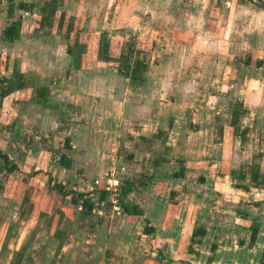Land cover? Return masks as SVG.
Segmentation results:
<instances>
[{"label": "crops", "instance_id": "1", "mask_svg": "<svg viewBox=\"0 0 264 264\" xmlns=\"http://www.w3.org/2000/svg\"><path fill=\"white\" fill-rule=\"evenodd\" d=\"M217 2L218 0H214V4ZM263 3L264 0H225L223 5L229 10L222 25L219 15L217 16L219 14L216 11L217 6L213 7V2L201 0L200 5L192 9L195 15L201 8L205 11L208 8L215 9L207 17L213 23L215 30L219 25L225 28V33L221 34L225 40L222 38V41L228 44L229 33L233 32L229 27L235 16L234 9L239 7L241 11H238L239 14L249 11L247 15L245 14L249 16L243 34L245 45L241 49L236 46L230 50L228 48L223 50V47L216 49L213 53V71L207 83H197L196 88L200 92L196 91L193 97L181 106L173 119L168 117L166 126L158 125L147 134L139 131V128H120L123 123L122 114L130 111L131 104H128V100L123 96V89L115 94V106L111 105L112 95H106L107 101L110 102L108 117L116 114L117 116H114L116 120L112 121L115 125L118 122L119 128H107L105 143L109 145L108 138L112 133H115L114 138L121 137L120 140H116L118 144L124 143L121 134L132 135L128 142L130 146L127 147L128 157L126 156L121 162V165L125 166L124 169L126 165L133 166L128 173L129 178L124 180L130 181V184H127L130 187L126 185L130 191L126 189L127 192L124 193L116 192V199L119 196L120 202L138 205L143 214L155 209L157 211L153 206L160 203L163 208L159 209L162 220L157 225L148 223L154 229L156 226L175 228L179 223L177 219H180V227L184 228L186 215L192 209L195 217L198 214L209 216L210 226L222 227V223L218 224L217 220L219 216L224 215L223 219L230 221L233 227L246 231L249 241L251 228H256L253 243L258 242V237L261 236L264 240ZM138 4L139 0H0V106H2L0 118L2 110L8 115V120L0 119V150L7 154L10 164H15L11 171L0 167V189L3 190L7 174L20 170L21 165L27 163L33 165L30 166L33 169L31 173L41 174L46 171L47 175L46 188L43 189L42 185L38 186L39 193L36 198H31L33 195L25 192L19 204L16 199L11 198L13 203L10 205L12 206L10 210L13 214L20 213L21 216H25L26 227L27 224L35 221L40 213H52L54 207L52 194L60 196L63 202L56 210L57 219H65L71 223L74 215L83 213L84 207L86 214L94 213L91 210L94 208L95 200L100 199L104 192L103 188L100 190L97 186L100 176H97L95 169L102 168L105 161L102 162V158H97L90 167L86 165V158L76 163L75 155L77 157L83 151L84 156H87L90 153L91 143L86 141V131L83 128H69V122H64L62 127L60 121L63 117L59 115V109L63 101L55 98V92L51 90L55 82L60 80L54 72L61 67L62 73L67 70L68 77L75 75L74 84L76 83L78 87L76 89L80 92L79 97L84 99L86 91H80V87L82 85L95 87L91 84L93 72L90 69H102L99 71L106 74L107 69L110 68L109 71L114 78L118 77L116 71L120 70L119 65L123 62L128 63L127 65L135 62L136 65L146 69L143 48L141 49V46L135 42L136 28L131 24V21L139 16ZM239 14L235 19L240 17ZM181 24H174L173 36L180 38L187 33L191 38L189 28ZM23 35L38 38L39 48L36 56H40L39 60L31 63L24 51L14 53L15 45ZM59 39L63 43H60ZM123 40L129 41L128 46L133 53V61L126 60L123 56L122 47L126 44ZM60 53L62 65L59 59ZM48 72L50 77L44 82L42 75ZM105 78L107 80L109 77ZM244 85L246 87L242 92ZM93 95L99 97L98 94ZM30 108L41 117L33 118L35 122L39 120L40 127L49 123L45 128H28V125L21 128L22 125L14 124L18 122L16 118L18 114L22 112L23 116H27ZM232 118L234 124L231 123ZM9 119L10 122L3 125ZM49 121L53 124L50 125ZM102 130L101 125L92 132L100 133L102 137ZM67 136L70 142L68 147H65L63 139ZM22 137L26 140L24 141ZM20 140L25 142L26 148L24 144L19 143ZM159 143H162V149L167 151H156ZM139 150H141L140 156L137 155ZM32 152L36 153L35 164L28 158L29 153ZM62 153L65 154V158L60 162ZM14 158L18 160L22 158L21 163ZM155 159L157 163L154 162ZM74 163L80 165V168H72ZM254 164L257 165V173L256 178L252 180L251 170ZM57 171L61 176L56 180ZM43 177H40L41 181H44ZM96 177L99 179L94 180ZM85 181L90 184L87 185ZM144 182L146 185L143 184ZM27 183L28 186L30 182ZM120 183H123L122 180ZM194 185L197 188L192 191ZM143 188H146L148 197L146 206L142 207L132 198ZM92 189L96 190L92 191ZM128 195L131 196H129L130 200L127 198ZM172 196L179 199L176 204L174 199H171ZM192 198L195 200L193 201ZM108 199L107 203H109ZM99 201L102 202V199ZM115 201L113 207L118 206L117 200ZM6 209L0 210V217L4 219L3 236L6 235V223L9 222L7 216L1 215L6 213L4 212ZM94 214L98 215L96 212ZM131 215L136 214L128 216ZM18 225L20 227L22 224ZM51 225L50 236L55 238L56 229H60L61 226L58 220ZM210 226L202 227L206 230ZM110 237L108 235L104 239L106 244L110 241ZM182 237L180 232L178 245H181L179 243ZM14 238L12 236L10 240L14 242ZM46 240L47 238L42 237L36 245L29 243V246L14 242L16 259L22 264H46L44 262L46 259L43 258L48 250L44 249ZM1 243L2 240L0 245ZM63 248L64 246L61 245L60 253L55 255L60 256ZM107 249L108 252L114 253L113 247ZM52 257L54 260L52 255L49 262ZM106 259V252H103L102 264H105Z\"/></svg>", "mask_w": 264, "mask_h": 264}, {"label": "rangeland", "instance_id": "2", "mask_svg": "<svg viewBox=\"0 0 264 264\" xmlns=\"http://www.w3.org/2000/svg\"><path fill=\"white\" fill-rule=\"evenodd\" d=\"M200 2L201 0H139L137 9L139 16H137V19H133L131 24L136 28L137 38L135 42L141 46V49L143 48L146 69L136 65L135 62L131 65L123 62L119 65L120 70L116 71V73L118 72L117 78H114L111 74L110 68L107 69L108 71L106 70V74L99 71L102 69H90L93 72L91 84L95 87L89 88L87 85L80 87V91H86L84 99L79 97L80 92L76 89V83L74 84L75 75L72 74L71 77H68L67 70L62 73L61 67H56V71H53L54 75L57 74L60 78L51 90L55 92V98L63 101L59 109V115L63 117L60 121L62 127L64 122H69V128H83L86 131V141L91 143L90 153L87 156H84L83 151L79 156L76 157L75 155L76 163L78 164L86 158V165L90 167L97 158H102V162L105 161L102 168L95 169L97 176H100V180L96 184L100 190L103 188L104 192H102L100 199L95 200L96 203H94V208L91 210L98 213V215L94 213L86 214V207H84L83 213L74 215L71 223L65 219H57L58 211L56 212V210L63 202L60 196L52 194V199H54L52 213H40L36 219L37 221L30 222L29 225L33 224V226L27 224L28 227H26L25 216H21L20 213L13 214L10 210V207H12L10 205L13 203L11 198L16 199L18 204L23 197V192L33 195L31 198H36L35 196L39 193L37 187L42 185L44 186L43 189L46 188V171L41 172V174L31 173L33 169L30 166L33 165L27 163L21 165L20 170L6 175V183L3 185V190L0 189V210L7 208L4 211L6 213L1 215L9 218V222L6 223V231L11 237H15L14 242L25 244V246H29V243L36 245L42 237L47 238L44 249L47 248L48 250L46 253L44 251L43 257L46 259L44 261L46 264H102L103 252H106L107 256L105 264H258L264 251L263 236L258 237L261 242H250L247 239L246 231L236 226L233 227L230 221L223 219L225 218L224 215L219 216V220H217L218 224L222 223V227L217 225V228H215L214 225L210 226L209 216L198 214L195 217L194 211L191 209L193 212L187 213L186 223L183 224L184 228L180 227V219H177L180 224L178 223L175 228L156 226L154 231L145 234L143 229L148 223L157 225L162 220V214L159 212V209L162 208L161 204L158 203L153 206L157 208V211L155 209V211L151 210L146 214L128 216L129 214L121 210L119 198L116 199V192H127L126 189L130 187L127 185L130 184V181L125 182L124 180L129 178L128 173L133 169V166L126 165L124 169L125 166L121 165V162L125 160L126 156L128 157L127 149L130 146L128 142H130L132 135L130 133L121 134L124 143L118 144L116 140L119 138L117 136L114 138L115 133H112L110 139L108 138L109 145L105 143L106 139L104 138L106 137L107 128H119V123L117 122V125H115L112 121L116 120L114 116L117 115L114 114L113 116L111 114V117H108V114L110 115L108 111L110 102L107 101L106 95H112L113 102L111 105L115 106V94L123 89V96L128 100V104H131V109L129 112L122 114L123 123L120 128H139V131L147 134L150 132L149 130L158 125L166 126L168 117L173 119L176 116L181 106L196 93L198 82L207 83L213 71V53L216 52L217 48L223 47V50H226V48L230 50L233 46H236L241 49L245 45L243 34L248 25L249 16L246 15L249 11H243L239 14L240 8L236 7L234 9L235 16L229 27L233 32L229 33L228 44L226 41H222V38L224 40L225 38L221 35L225 33V28L221 25L228 16L229 10L228 7L223 5L225 0H218L216 4H214V0H209V2H213V7L217 6L216 11L219 12L217 16L219 15L221 25L218 26L217 30L213 28V23L207 17L215 9L209 10L208 8L205 11L201 8L198 14L193 13L192 9L200 5ZM238 14L240 17L235 19ZM207 20H209L208 23ZM179 22L182 23L181 26L189 28L191 38L187 33L181 35L180 38L173 36L174 24L180 25ZM59 40L60 43H63L61 39ZM123 42L126 43L122 47L123 56L126 57V60L133 61V53L130 46H128L129 41L123 40ZM132 42H134V39H132ZM15 46L14 53L24 51L31 63L40 59V56H36L39 48L38 38L23 35ZM59 59H61L60 64L62 65L61 53ZM33 71L35 72V69ZM112 73L115 72L112 71ZM42 76L44 82H46L50 77V72L44 73ZM106 76L109 77L107 80ZM110 78L112 80L109 81ZM245 87V85L242 86V92ZM93 94H98L99 97H95ZM35 116L36 119L41 118L30 108L27 116H23V113L20 112L16 117L18 122H14V124L22 125L21 128L24 125H28V128H45L49 124L45 123L40 127L38 125L40 124L39 120L33 121ZM55 116H52V118ZM0 119L1 121L8 120V115L4 110L1 111ZM8 122H10V119L3 125ZM49 122L50 125L53 124L52 121ZM101 125L103 128L102 137L100 133L95 134L92 132L100 128ZM22 138L24 141L26 140V138ZM24 141L20 140L19 143L24 144L26 148ZM155 150L158 152L167 151L164 148L162 149V143H159ZM140 154L141 150L137 155L140 156ZM15 155H17V152ZM35 157V152L28 155L30 162L34 164ZM14 159L18 160L17 158ZM18 161L21 163L22 158ZM76 163L72 168H80V165ZM71 170L73 171V169ZM41 176H44V181L40 180ZM55 176L57 180L61 175L59 176L57 171ZM96 179H99V177L94 178V180ZM56 180L54 181L55 184L57 183ZM121 180L123 183H120ZM28 181L30 183L27 186ZM85 183L90 184L88 181H85ZM143 184L146 185L145 182ZM66 187L65 185V190ZM196 188L197 186L194 185L192 191ZM96 189H92V191ZM138 191L132 199L138 201L137 204L142 207L143 205L146 206L145 202L148 197L146 188ZM130 195L127 196L128 199ZM106 198H109V203H107ZM175 198L171 197L176 204L179 199ZM101 199L102 202L99 201ZM115 200L118 203L117 207H113V204H116ZM17 203L15 202V205ZM3 220V217H0V242L5 239V236H3ZM57 220L61 228L56 230L57 233L62 235L52 238L50 236L51 224L57 222ZM217 221L215 222L217 223ZM20 223L22 225L19 227L18 224ZM202 226L210 227L204 229L203 234L192 235L194 230ZM180 232L183 239L179 243L181 245H178L177 240L180 239ZM108 235L111 236V239L106 244L104 239ZM14 242L9 241V253L5 256L2 254L0 264H22L19 259H16L17 251H15ZM61 245L64 248L61 250L60 256H56L55 254L60 251ZM107 247H113L114 253L108 252ZM52 255H54V260L52 257L51 262H49ZM111 257L114 259H111Z\"/></svg>", "mask_w": 264, "mask_h": 264}, {"label": "trees", "instance_id": "3", "mask_svg": "<svg viewBox=\"0 0 264 264\" xmlns=\"http://www.w3.org/2000/svg\"><path fill=\"white\" fill-rule=\"evenodd\" d=\"M262 6L264 7V3ZM43 92H44V90L42 91V95H43ZM231 123L232 124L235 123V121H233V118L231 120ZM63 141H64V146L68 147L69 142H70V138L67 136L63 139ZM64 158H65V154L62 153L60 155V162H63ZM0 161H2L0 164V167L6 169L7 171H11L15 167V164L9 163L7 154L5 152H3L2 150H0ZM154 162L157 163V160L155 159ZM256 173H257V165L254 164V165H252V170H251L252 180H254L256 178ZM118 198H119V196H118ZM119 204H120V207L122 208V210L124 211V213H127V214H140L141 213L140 207L136 204H129V203H124V202H120ZM152 231H154V228L151 225H146L143 229L144 233H150ZM204 232H205L204 229L201 227V228L194 230L192 232V235H196L198 233L203 234ZM255 234H256V228H251L250 242L254 241ZM54 236L59 237L61 235H59V233L56 232L54 234ZM10 237L11 236L9 235V233L6 232L5 239L2 241V243L0 245V257L2 256V254L5 256L7 253H9L8 241H9ZM258 264H264V251L262 252V254L260 256V260H259Z\"/></svg>", "mask_w": 264, "mask_h": 264}]
</instances>
